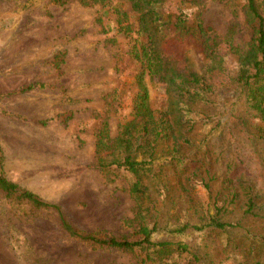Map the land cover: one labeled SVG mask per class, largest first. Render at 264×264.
<instances>
[{"label": "rangeland", "instance_id": "374dc122", "mask_svg": "<svg viewBox=\"0 0 264 264\" xmlns=\"http://www.w3.org/2000/svg\"><path fill=\"white\" fill-rule=\"evenodd\" d=\"M200 1L202 23L218 36L224 38L237 21V40L249 37L242 19L232 13L238 0ZM115 3L120 2L0 0V170L20 187L59 206L84 233L137 240L142 237L139 225L145 223L155 226L151 240L187 245L188 251L175 258L182 264H255L229 244L242 248L238 236L246 229L264 236L261 122L247 112L237 85L208 94L198 106L208 118L197 117L191 132L196 143L181 151L185 168L175 165L169 152L172 142L164 140L157 144L152 163L138 175L96 166L99 126L106 119L115 138L130 118L136 90L133 75L138 64L128 56L127 39L114 23ZM164 7L173 13L183 11L191 19L197 12L189 0H164ZM120 9L133 23V11L122 3ZM219 49L225 69L235 75L237 59L225 42ZM146 82L148 104L160 111L168 104L164 83L157 77H147ZM110 152L100 156L109 158ZM137 154L141 159L140 151ZM229 162L243 163L251 174L258 193L254 218L243 217L246 195L227 180ZM206 169L211 193L204 180L192 174L206 176ZM136 182L138 190L133 191ZM216 196L217 207L228 199L223 220L241 221L242 227L232 234L214 235L207 228L193 227L203 223L207 212L213 213ZM141 259L144 251L96 246L72 237L61 227L54 208L35 209L0 191V264L166 263ZM259 260L264 264V249Z\"/></svg>", "mask_w": 264, "mask_h": 264}, {"label": "trees", "instance_id": "16d2710c", "mask_svg": "<svg viewBox=\"0 0 264 264\" xmlns=\"http://www.w3.org/2000/svg\"><path fill=\"white\" fill-rule=\"evenodd\" d=\"M61 1V0H56ZM82 5L95 3L107 4L109 0H78ZM231 3L233 0H218ZM114 9L116 19L114 23L118 31L127 39V54L138 64L133 75L136 90L131 98L130 118L120 125L118 134L111 138L109 123L104 119L96 132L95 153L98 155L96 166L100 170L111 167L123 168L138 175L146 170L153 161L157 144L171 141V158L179 168L187 166L181 157L182 149L194 143L192 130L200 119L208 115L198 109L207 100L208 94L217 92L220 88L237 85L244 96V103L248 113L253 114L260 122L258 136L264 139V0H238L232 13L235 19L240 17L242 23L249 29V37L237 40L238 22L233 21L224 38L218 36L210 26L202 23L200 0H189L197 6L193 18L183 11L176 13L167 11L164 0H119ZM121 3L126 4L135 14L134 22H128L126 11L120 9ZM225 42L232 55L237 59V71L230 74L224 67V59L219 45ZM147 77H157L164 83L168 104L160 111L153 110L148 104L149 91ZM28 85L27 88H30ZM157 112V113H156ZM180 138V142H177ZM197 147V150L199 149ZM110 152L109 158L100 156ZM140 151L141 159H137ZM205 152V150H204ZM197 165V161H190ZM227 180L237 185L246 195L243 217L258 215L257 195L253 189V179L243 163L229 162ZM196 168V166H194ZM200 170V169H198ZM198 174L203 185L211 193L209 170L206 176ZM206 177L208 181L205 180ZM138 182L133 184V191L138 190ZM0 191L6 196L29 203L33 208H54L60 217L61 227L72 237L87 241L96 246L112 247L122 251H144L145 259L151 261H166L165 264H182L175 258L188 251L182 242L167 240H151V233L155 226L149 227L142 223L139 232L142 235L137 240L117 238L114 236L100 237L93 233H84L76 229L61 213L60 207L41 199L36 193L20 187L9 180L0 170ZM220 193L218 192L217 195ZM233 197V196H232ZM217 196L214 198V211L207 212L201 225H194L197 230L208 229L214 235L232 234L233 229L242 227L241 221L228 222L223 220L222 213L227 210L228 199L222 200L217 207ZM239 245L230 244L236 249L255 260V264H262L259 260L260 251L264 249V236L246 229L238 236ZM175 253V256L172 254ZM200 260L195 254H191ZM207 264H214L209 262Z\"/></svg>", "mask_w": 264, "mask_h": 264}]
</instances>
